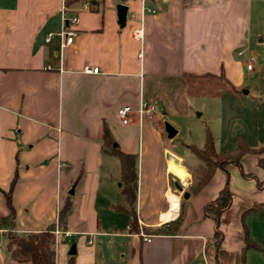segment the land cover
<instances>
[{"label":"crops","instance_id":"0c3cea01","mask_svg":"<svg viewBox=\"0 0 264 264\" xmlns=\"http://www.w3.org/2000/svg\"><path fill=\"white\" fill-rule=\"evenodd\" d=\"M119 5L128 9L125 26ZM73 15L79 23L72 45L62 49L57 35L47 42ZM141 28L139 41L134 32ZM250 57L253 71L247 70ZM86 67L100 73L86 74ZM256 74L264 79V0H80L67 10L65 0H0V218L11 213L6 194L12 192L17 234L69 231L68 240L56 238V264L71 258L74 264H250L253 254L264 264V241L253 235L264 210L246 217L261 250L243 259V215L264 204V188H258L264 151L243 157L248 177L230 165L229 175L218 169L198 192L184 188L192 171L206 166L189 155L192 145L182 136L191 127L192 84L220 83L223 94L213 95L237 100ZM143 103L158 104L155 120L134 114L124 125L118 111H138ZM166 123L176 130L173 139ZM106 130L113 146L105 143ZM113 149L137 158L135 216ZM177 182L189 200L177 193ZM227 183L233 200L220 218L218 248L216 222L205 217V207ZM67 205L63 229L59 218ZM159 229L168 232L156 235ZM6 242L0 229V264H17ZM73 244L77 253L70 256Z\"/></svg>","mask_w":264,"mask_h":264},{"label":"trees","instance_id":"16d2710c","mask_svg":"<svg viewBox=\"0 0 264 264\" xmlns=\"http://www.w3.org/2000/svg\"><path fill=\"white\" fill-rule=\"evenodd\" d=\"M80 0H65L66 10L71 8L76 2ZM107 146H113L112 137L106 130L104 136ZM191 148L194 155L206 165V172L200 181L190 190L194 193L201 190L214 176L218 169L228 173L230 165L236 166L244 177H248L242 167V159L248 154H261L262 150H253L247 144L240 140V145L237 149L227 151L225 153H218L215 147V140L211 132H208L206 137L205 147L198 149L194 146ZM113 154L116 155L122 165L123 181L125 188L123 196L126 203L132 209L135 216V202L138 189V175H137V158L134 155H128L118 149H113ZM258 188H264V181L258 182ZM12 192L6 194L7 202L10 207V215L6 218H0V229L6 230V245L5 251L9 259L17 264H56V236L54 235L55 227L41 233H31L27 235H19L15 232L17 215L12 205ZM233 195L229 188V183L220 191L218 198L205 207V217L213 218L216 222L215 239L216 246L219 248L223 242V233L220 230V218L222 214L228 210L232 205ZM184 204H182L181 213L183 215ZM264 210V204L255 205L243 215V224L245 232L244 257L249 250H261L250 237V231L246 224V217L252 213H258ZM71 212V206L67 205L60 213L59 226L63 229L67 228V220ZM179 216L177 223L182 219ZM135 222L137 220L135 218ZM168 231L159 229L155 232L156 235L165 234ZM170 232L172 230L170 229ZM69 264H74L71 258Z\"/></svg>","mask_w":264,"mask_h":264},{"label":"rangeland","instance_id":"374dc122","mask_svg":"<svg viewBox=\"0 0 264 264\" xmlns=\"http://www.w3.org/2000/svg\"><path fill=\"white\" fill-rule=\"evenodd\" d=\"M220 85L216 82H204L199 87L192 84L188 96L191 127L185 126L182 136L190 142L189 146L203 149L207 134L211 132L218 153L237 149L240 140L253 150L264 151V79L260 74L249 78L246 88L239 89L242 94L237 100L228 94L222 97L213 95L223 94L224 90L218 88ZM245 90L251 93L245 94ZM199 113L203 116L199 117ZM186 151L194 155L191 148ZM205 170L206 166L202 170L192 171L193 182L186 183L184 188H193ZM262 223L264 225V218H258L253 226V235L259 241H264ZM259 259L257 254L249 256L250 264H259Z\"/></svg>","mask_w":264,"mask_h":264},{"label":"built area","instance_id":"2783aa9c","mask_svg":"<svg viewBox=\"0 0 264 264\" xmlns=\"http://www.w3.org/2000/svg\"><path fill=\"white\" fill-rule=\"evenodd\" d=\"M146 12H150L147 11ZM153 13H156L155 11H153ZM79 23V17L76 15H73L71 17H66L64 18V29L58 33V34H54L51 33L48 35L46 41L50 42L52 40V38L57 35L62 39V49H64L67 46L72 45L74 38L76 36V32L74 30V26H76ZM134 38L136 40L142 41L144 38V31L143 29H137L134 32ZM244 54L242 52H240L238 54V56L241 58ZM253 62H254V58L250 57L248 59V64H247V70L248 71H253ZM84 72L86 74H94L97 75L100 73V69L97 67H86L84 69ZM159 111V106L156 103H143L138 111H134L131 107L127 106V107H123L118 111V116L120 118V120L122 121V123L124 125H127L130 122V117L134 114H137L140 118V120L146 119L149 121H154L157 113ZM142 237L144 238L145 242H151L152 237L144 235L143 233ZM54 235L56 236L57 239H62L63 241L68 240L71 237V233L69 231H62L59 228H56V230L54 231Z\"/></svg>","mask_w":264,"mask_h":264},{"label":"water","instance_id":"95a60500","mask_svg":"<svg viewBox=\"0 0 264 264\" xmlns=\"http://www.w3.org/2000/svg\"><path fill=\"white\" fill-rule=\"evenodd\" d=\"M117 9H118L119 22H120L121 26H125L128 9L124 5H119ZM245 94H248V91H245ZM165 129H166V132H167L168 137L170 139H173L175 137V135L177 134L176 130L169 123L165 124ZM166 157L168 159H173L176 164L180 163L179 159H177L176 157H174L170 153H168ZM175 188H176L177 193L181 194L184 200L187 201L190 199V193L188 191H185V189L182 187V184L180 182H177L175 184ZM76 253H77L76 244H73L71 249H70L69 255L74 256V255H76Z\"/></svg>","mask_w":264,"mask_h":264},{"label":"bare ground","instance_id":"6f19581e","mask_svg":"<svg viewBox=\"0 0 264 264\" xmlns=\"http://www.w3.org/2000/svg\"><path fill=\"white\" fill-rule=\"evenodd\" d=\"M177 165L176 164H172L171 165V168H174L176 167ZM174 198V197H173ZM173 200V199H172ZM175 204V202H173ZM172 216V214L170 216H167V217H164V221L168 220L170 217Z\"/></svg>","mask_w":264,"mask_h":264}]
</instances>
